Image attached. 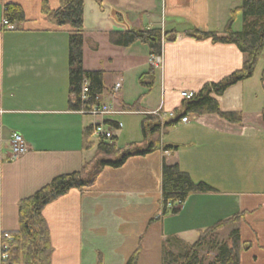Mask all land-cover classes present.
<instances>
[{
  "label": "crops",
  "instance_id": "crops-1",
  "mask_svg": "<svg viewBox=\"0 0 264 264\" xmlns=\"http://www.w3.org/2000/svg\"><path fill=\"white\" fill-rule=\"evenodd\" d=\"M9 3L19 5L25 16L14 23V30L1 24ZM241 4L242 0H84V66L104 71L101 102L127 105V112L105 122L122 124L114 126V136L125 147L143 141L142 119L156 115L161 127L152 138L160 149L131 157L119 168L106 167L92 186L72 188L45 206L51 264H126L139 245L137 264H161L164 243L177 248L181 242L193 243L200 231L238 213L243 218L224 225L220 233L227 238L238 229L245 244L241 264H264V50L251 78L220 95L211 93L220 110L239 114L240 122L217 113L186 115L187 100L180 96L184 90L197 93L242 68L245 56L237 46L182 32L188 27L222 32L231 11ZM59 5L60 0H0V234L19 229L22 198L58 175L80 170L94 152L85 147L84 130L96 118L69 108V101H74L68 82L71 27L56 25L45 13ZM117 12L124 23L117 21ZM126 24L180 31L175 41L164 42L159 68H153L146 45L110 42V33L124 30ZM240 27L238 17L234 28ZM137 101L139 108H130ZM185 116L188 121L183 122ZM14 131L30 149L11 160ZM169 144L173 148L164 150ZM165 160L216 191L191 194L176 213L157 217Z\"/></svg>",
  "mask_w": 264,
  "mask_h": 264
},
{
  "label": "trees",
  "instance_id": "trees-1",
  "mask_svg": "<svg viewBox=\"0 0 264 264\" xmlns=\"http://www.w3.org/2000/svg\"><path fill=\"white\" fill-rule=\"evenodd\" d=\"M45 13L56 25L71 27L68 36V82L70 95L73 96L74 101H69V108L87 112L101 103L104 71L88 70L84 66V0H60L57 9L50 11L46 8ZM116 15L117 21L124 23L123 15L118 12ZM238 17L241 27L235 29L234 23ZM4 18L15 23L24 21L25 16L19 5L9 3L4 6ZM182 32L196 39L210 38L214 43L235 45L245 56L241 69L219 82L204 85L199 92L187 100L185 114L217 113L231 122H240L242 117L239 114L222 112L211 93L220 95L229 86L253 76L264 50V0H242V4L231 11V16L222 32L200 31L194 27H188ZM178 33L180 31L176 29L165 30L160 27L135 29L126 24L124 30L110 33V42L122 47L141 43L147 46L150 56H160L164 42L175 41ZM146 76L147 73L141 76L142 84H145ZM85 85L88 88L86 92L83 91ZM130 108H139L138 101L130 105ZM262 119L264 121V112ZM107 123L112 126L117 125L114 121ZM160 127L161 121L158 116L146 114L141 122L144 143L132 142L125 147L117 144L115 136L110 139L104 137L94 139L93 126L85 128V147L89 150L94 149L93 155L84 161L80 170L56 176L32 195L19 201L20 227L17 231L10 232L11 238L7 240L10 246L9 258L4 264H51L53 248L49 228L43 216L45 206L72 188L83 190L92 186L99 173L106 167L119 168L131 157L143 156L160 149L159 142L152 138L159 133ZM146 140L148 143H145ZM172 148L170 144L163 147L164 150ZM161 177L164 212L167 211L166 205L169 202L182 205L191 194L216 191L206 182L194 181L178 164H170L166 160L162 164ZM177 211L174 209L171 213ZM243 216V213H238L231 219L214 223L200 231L193 243L181 242L178 248L169 242L164 243L161 264H241V253L245 244L241 240L239 230L234 229L227 238H223L220 229L228 223L238 222ZM140 251L141 245L126 264H137ZM98 264H101V261Z\"/></svg>",
  "mask_w": 264,
  "mask_h": 264
},
{
  "label": "built area",
  "instance_id": "built-area-1",
  "mask_svg": "<svg viewBox=\"0 0 264 264\" xmlns=\"http://www.w3.org/2000/svg\"><path fill=\"white\" fill-rule=\"evenodd\" d=\"M2 26L14 30L16 28V25L14 23H11L8 19L3 18L2 20ZM162 64V60L158 56H153L152 59V65L153 66H159ZM121 86V81L115 83L114 85V91H118ZM88 90L87 85L83 87V91L86 92ZM194 92L184 90L180 92V96L186 100H189L194 96ZM87 114H90L96 118L94 125H93V134L96 138L104 137L106 139H110L114 136V130L115 127L112 125H108L105 120L109 116L113 115H120L122 113L127 112L123 107L115 105V103H107V102H101L98 105L93 106L90 110L83 111ZM183 122L188 121V117L185 116L182 120ZM122 126L121 123H118V127L120 128ZM10 147L8 152V157L11 160H16L23 155H25L29 149L30 145L27 143V141L23 138V136L19 132H13L10 136ZM180 203H168L166 205V212H164V206L162 204L161 210L158 214V216H164L165 213H171L172 210L178 209L180 207ZM11 238V233L7 231H3L0 234V264H4L6 260L9 258V250L10 246L7 243V240Z\"/></svg>",
  "mask_w": 264,
  "mask_h": 264
},
{
  "label": "rangeland",
  "instance_id": "rangeland-1",
  "mask_svg": "<svg viewBox=\"0 0 264 264\" xmlns=\"http://www.w3.org/2000/svg\"><path fill=\"white\" fill-rule=\"evenodd\" d=\"M152 59H153V57H152ZM161 65H162V64H160V65L157 66V67H156V66H153V68H156V69H157V68H159ZM14 132H15V131H14ZM12 133H13V132H12ZM176 210H178V209H176ZM167 214H168V213H167ZM157 217H158V215H157Z\"/></svg>",
  "mask_w": 264,
  "mask_h": 264
}]
</instances>
